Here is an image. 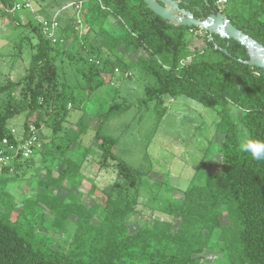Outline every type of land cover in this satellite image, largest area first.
Masks as SVG:
<instances>
[{"label": "trees", "instance_id": "16d2710c", "mask_svg": "<svg viewBox=\"0 0 264 264\" xmlns=\"http://www.w3.org/2000/svg\"><path fill=\"white\" fill-rule=\"evenodd\" d=\"M179 1L182 9L199 20L223 13L234 26L264 45V0ZM15 3L0 0V13L6 15L4 6L12 9ZM83 13L82 23L73 15L61 25L57 44L44 35L38 21L27 19L23 38L36 40L27 74L20 81L0 84V96L8 97L0 109V148L4 139L17 145L33 131L42 146L30 158L22 159L19 154L13 169L34 164L36 156L46 154L47 147L58 139L68 141L62 159L54 161L51 157L48 164L44 158L46 163L39 169L47 173L38 183L41 188L36 204L25 200L18 209L13 195L6 189L0 191V264H131L127 259L132 262L139 258L145 259L144 264H181L178 257L163 253V236L170 234L169 223L156 220L152 226L130 231L129 218L139 202L137 179L141 174L116 157L114 148L119 139L102 133L110 116L129 106L111 104L98 120L94 135L102 153L101 167L116 161L118 177L128 183L127 189L115 182L109 190H102L106 199L87 206L79 188L67 185L81 173L94 144L83 148V137L91 128L85 116L71 128L66 127L70 111L82 98L73 86L60 81L57 62L61 56L74 58L84 49L91 56L80 57L77 69L86 82L88 96L105 83L104 74L112 75L116 70L129 73L138 67L152 79L138 101L139 107L149 109L153 105L158 125L167 113V96L184 94L217 111L220 121L216 133L223 137L219 143L221 164L210 171L206 156L182 197L168 203L164 212L180 219L176 235L188 233L194 224L201 250L215 241L229 258L237 256V264H264V158L255 159L242 147L247 139L264 142V69L244 63L250 55L238 41L218 35L210 40L211 35L202 28L174 26L152 12L145 0H85ZM9 15L16 25H23L20 13ZM232 107L240 110L242 131L233 120ZM20 115L26 118L21 139L8 126ZM68 152L79 153L78 159L66 157ZM55 163L59 165L57 174L50 169ZM10 169L4 168L0 175L10 173ZM129 187L137 192L131 200ZM115 192L117 199L113 200ZM36 206L46 213L37 216ZM47 211L54 218L48 228ZM226 212L230 221L224 225ZM98 214L102 226L95 237H89L85 229ZM69 216L79 229L63 247V243L53 242L51 233L56 236ZM151 244L155 249L149 251Z\"/></svg>", "mask_w": 264, "mask_h": 264}, {"label": "rangeland", "instance_id": "374dc122", "mask_svg": "<svg viewBox=\"0 0 264 264\" xmlns=\"http://www.w3.org/2000/svg\"><path fill=\"white\" fill-rule=\"evenodd\" d=\"M71 2L72 0H16L15 5H18L20 10L15 12L4 6L8 13L6 15L0 13V84L20 81L27 74L31 57L35 52L32 46L36 44V40L29 36L23 38L26 36V32L22 33L24 22L30 18L38 22L56 18L61 26L73 15L78 16ZM26 4H30L33 10L28 12ZM0 7L2 8L3 5ZM9 13L15 15L20 13L23 25H16ZM90 40L89 37L87 41ZM88 56H91V53L88 49H84L74 58L61 56L57 62L60 81L73 86L82 98V101H79L78 105L76 104L70 111L66 127L71 128L79 118L85 116L91 128L83 137V148L94 144L82 164L81 173L70 180L68 187L79 188L77 190L82 193V200L87 206L106 199V194L102 190H109L115 182L127 189L128 183L118 177L116 161H111L106 168L101 167L102 153L97 148L98 142L94 140L95 128L99 125L98 120L108 111L111 104L116 102L123 106L127 105L129 109H121L110 116L102 126V133L119 139L114 148L116 157L141 174V178L137 177L139 202L135 213L129 218L130 231L136 232L140 226L149 227L156 220H161L170 225L168 229L170 234L163 236V253L167 256L178 257L181 264H232V261L237 264V256L234 260L229 258L215 244V241L209 242V246L201 250L199 236H195L198 230L195 226L192 227L194 224L188 233L176 235L180 219L164 212L168 203L178 202L182 197L206 156L208 157L206 164L210 171L216 170L221 164L219 143L223 137L216 133L220 121L217 111L204 107L184 94L175 98L167 96L164 100V105L168 107L167 113L158 125L153 105L149 109L139 107L138 101L145 96V88L152 83V79L142 73L138 67L131 68L129 73L119 71L112 75L104 74L105 83L88 96L84 89L86 82L77 69L81 61L80 57ZM7 99L6 95L0 96V109H3ZM239 113L238 108H231V115L237 124H239ZM25 120V115H20L8 123L12 133L19 139L24 131ZM239 129L242 131L240 124ZM67 144L68 141L62 137L47 147L48 155L47 153L38 154L34 164H24L17 169H12L8 174L0 175V182H2L0 191L6 189L12 194L18 209L25 200H31L32 204H36L41 188L38 183L47 173V170L39 169L46 163L44 158L47 159L48 164L52 162L51 157L54 161H59L64 157L62 151ZM76 153L68 152L65 156L75 160L79 156V153ZM56 164L50 167L55 174L59 169V165L56 166ZM136 194L133 188H128L130 200L134 199ZM76 195L79 201L80 195ZM112 199H117L116 192ZM67 202L69 200L65 203ZM223 210L226 211L225 206ZM98 212L100 214L101 211ZM35 213L41 216L46 211L36 206ZM99 214L92 218L85 229L89 237H95L99 233V228L102 226V218ZM234 214L235 212L232 216ZM48 215L50 220L45 221L46 228L54 220L49 213ZM227 216L226 212L222 217L224 225L229 224L230 217ZM12 219L15 217L13 216ZM29 219V222L33 224L31 218ZM75 221L69 216L62 229H59L58 233L55 232L56 236L53 232L51 233L55 244L63 243L62 246L65 247L70 243L79 229ZM234 227L236 228V224ZM161 246L162 244L158 245V247ZM148 249L151 251L155 248L151 244ZM127 260L131 264L146 262L141 258L132 262L131 259Z\"/></svg>", "mask_w": 264, "mask_h": 264}, {"label": "water", "instance_id": "95a60500", "mask_svg": "<svg viewBox=\"0 0 264 264\" xmlns=\"http://www.w3.org/2000/svg\"><path fill=\"white\" fill-rule=\"evenodd\" d=\"M149 9L174 26L199 27L211 35H218L224 39L236 40L242 44L250 55L245 64L264 69V45L251 36L238 29L223 13L211 14L205 20L196 19L195 16L180 7L179 0H145ZM227 53V50L215 47Z\"/></svg>", "mask_w": 264, "mask_h": 264}, {"label": "built area", "instance_id": "2783aa9c", "mask_svg": "<svg viewBox=\"0 0 264 264\" xmlns=\"http://www.w3.org/2000/svg\"><path fill=\"white\" fill-rule=\"evenodd\" d=\"M85 0H72L71 6L75 9L78 14V22L82 23L84 20L83 6ZM25 7L27 10H33V7L30 4H26ZM18 5H15L12 8V11H19ZM39 23L42 26L44 35L52 41V43L57 44L59 37L58 33L60 30V24L56 18L52 19H43L39 20ZM116 72H119L116 70ZM38 133L32 132L27 138L23 139L19 144H11L8 139H4L2 142V148H0V173L4 172V168L13 169V165L16 163V157L21 154V158L26 159L30 158L35 151L40 150L42 146L38 142Z\"/></svg>", "mask_w": 264, "mask_h": 264}, {"label": "clouds", "instance_id": "9594fccd", "mask_svg": "<svg viewBox=\"0 0 264 264\" xmlns=\"http://www.w3.org/2000/svg\"><path fill=\"white\" fill-rule=\"evenodd\" d=\"M242 147L245 151H250L255 159L264 158V142L247 139L243 142Z\"/></svg>", "mask_w": 264, "mask_h": 264}]
</instances>
